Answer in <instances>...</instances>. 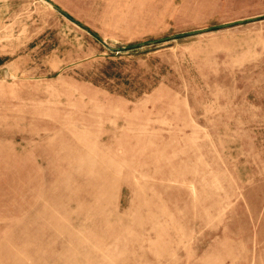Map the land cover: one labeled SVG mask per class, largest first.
Here are the masks:
<instances>
[{"label":"rangeland","instance_id":"rangeland-1","mask_svg":"<svg viewBox=\"0 0 264 264\" xmlns=\"http://www.w3.org/2000/svg\"><path fill=\"white\" fill-rule=\"evenodd\" d=\"M52 1L0 0V264H264V0Z\"/></svg>","mask_w":264,"mask_h":264},{"label":"water","instance_id":"water-1","mask_svg":"<svg viewBox=\"0 0 264 264\" xmlns=\"http://www.w3.org/2000/svg\"><path fill=\"white\" fill-rule=\"evenodd\" d=\"M50 4H52L53 6L61 9L58 5H56L52 0H47ZM68 17H70L71 19H73L74 21H76L77 23L83 25L81 22H79L78 20H76L74 17H72L70 14L66 13ZM88 30H90L91 32H93L90 28L86 27ZM97 37L100 38L101 41H103L108 47H110L111 49L113 50H116V49H121V48H116V47H113L111 46L105 39H103L102 37H100L97 33L93 32Z\"/></svg>","mask_w":264,"mask_h":264}]
</instances>
